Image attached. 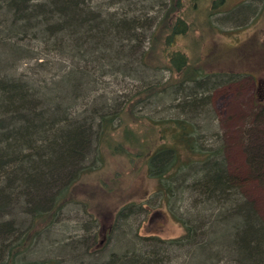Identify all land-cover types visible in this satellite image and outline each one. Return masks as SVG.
<instances>
[{
  "label": "trees",
  "instance_id": "trees-1",
  "mask_svg": "<svg viewBox=\"0 0 264 264\" xmlns=\"http://www.w3.org/2000/svg\"><path fill=\"white\" fill-rule=\"evenodd\" d=\"M93 2L0 0V64L53 56L49 61L60 67L55 73L46 69L52 74L48 81L0 71V264H170L173 259H180L176 264H264V217L245 194L246 181L229 171L222 149L205 147L201 128L188 119L138 115L159 95L173 96V109L181 114L198 115L212 91L242 75L202 74L184 53L168 49L172 37L187 31L189 10L179 15L183 0H169L157 23L165 34L158 55L157 26L150 47L142 49L154 21L142 20L134 8L107 13ZM258 2L264 13V0ZM251 7L239 5L227 21H239L237 10L256 12ZM132 57L142 68L165 70L169 77L112 100L99 96L105 68ZM130 67L116 69L135 77ZM262 91L255 103L264 108ZM139 120L148 123L150 140L140 141L130 128ZM121 128V141L113 143ZM125 145L137 150L136 156L125 153ZM104 150L144 159L146 176L157 186L144 201L117 208L101 245L98 216L83 199L94 200L96 194L85 190L82 180L103 166ZM246 163L250 177L264 180V154H250ZM73 205L83 219L66 235ZM162 207L183 235L170 240L139 235L150 208ZM45 252L58 257H37Z\"/></svg>",
  "mask_w": 264,
  "mask_h": 264
},
{
  "label": "rangeland",
  "instance_id": "rangeland-1",
  "mask_svg": "<svg viewBox=\"0 0 264 264\" xmlns=\"http://www.w3.org/2000/svg\"><path fill=\"white\" fill-rule=\"evenodd\" d=\"M112 1L117 4L108 7L107 4ZM94 2L98 7L104 8L107 13L122 14L130 8H134L133 14L142 20L144 18L151 19L154 21V25L148 32L142 49L146 51L150 47L149 36L156 26L157 36L161 38L162 42L157 43L155 54H160L165 48V42H163L165 34L157 23L169 6V0H94ZM241 4H252L251 10H257L254 13L245 10L247 13L245 15L244 12L237 10V15L240 16V19L238 17L239 21L235 22V19L227 21L229 19L228 12ZM259 7L258 0H196L194 2L183 0L179 15L183 16L182 12L186 9L189 10L184 17L187 31L183 36L172 37L168 49L184 53L192 67L200 68L202 74L224 72L242 76L235 82L212 91L207 105L198 115L181 114L177 109H173L175 104L173 96L166 95H159L152 100L149 106L138 109V115H146L157 121L174 118L188 119L200 127L204 146L213 150L220 149V152L222 149L229 171L233 176L246 181L244 192L264 217V180L260 181L250 177V170L246 163L247 156L250 154H264V115L260 116V111L264 108L255 103L256 94L260 92L261 95V89L264 87V13L258 10ZM257 45L262 46L257 47ZM0 55H3L2 51ZM1 57L4 59V56ZM52 57L44 59L45 63H42L44 62L42 59L30 58V60L22 61L19 65L17 62L14 63L15 66L8 64L9 67L2 66L3 61L0 64V71L7 73L16 70L17 73L26 75L30 79L48 81L52 74H46V69L49 67L51 73L60 69L57 62L49 61ZM47 61L50 63L45 68L43 66L42 69L38 66L39 63L45 65ZM126 63L131 66L129 70L136 74L135 77L128 78L127 74L123 72L124 69L122 71L116 69ZM111 65L112 67L105 68V75L100 77L101 88L97 91L99 96L104 95L106 99L110 100L117 96H124L134 87L143 86L145 83H163L170 75L165 70L156 72L142 68L138 58L133 57L126 61L116 62L114 66ZM76 66L79 69L82 68L80 64H76ZM115 74L118 75L115 76ZM262 93L264 94L263 91ZM143 122L139 120L138 124L130 126L142 142L150 140L153 136L146 128L148 123ZM121 131L122 128L113 135V143L121 141ZM123 149L125 153H129L133 157L137 154V150L130 149L127 145L123 146ZM103 152V166L96 174L88 175L82 180L89 187L85 190H91L96 194L94 200L87 196L83 199L87 198L92 202L90 211L98 216L100 222L99 244L103 242V237L117 208L129 202L144 201L155 191L157 186L154 179H149L146 176L144 159L131 158L126 154L112 155L106 150ZM69 209L70 211L68 210L67 213H72L66 215L69 219L66 221V225L71 227L66 235L75 230L74 226H77L75 220L83 219L81 208L73 205ZM183 211L185 212V210ZM204 213L207 214V211L205 210ZM138 233L141 236H157L163 240H170L182 236L184 231L168 214L166 208L162 207L161 209L150 208L149 214L138 227ZM109 249L110 246L104 253H108ZM37 257L58 256L45 252L40 253ZM179 260L173 259L170 264H176Z\"/></svg>",
  "mask_w": 264,
  "mask_h": 264
},
{
  "label": "water",
  "instance_id": "water-1",
  "mask_svg": "<svg viewBox=\"0 0 264 264\" xmlns=\"http://www.w3.org/2000/svg\"><path fill=\"white\" fill-rule=\"evenodd\" d=\"M193 1H195V0H193Z\"/></svg>",
  "mask_w": 264,
  "mask_h": 264
}]
</instances>
